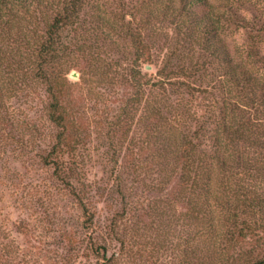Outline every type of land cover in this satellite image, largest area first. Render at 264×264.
I'll return each mask as SVG.
<instances>
[{
  "label": "rangeland",
  "instance_id": "obj_1",
  "mask_svg": "<svg viewBox=\"0 0 264 264\" xmlns=\"http://www.w3.org/2000/svg\"><path fill=\"white\" fill-rule=\"evenodd\" d=\"M108 1L109 12L127 24L136 2L125 0V7H119ZM210 1L216 10L231 15L224 33L230 58L217 60L203 45L192 47L187 36L176 40L167 27L169 39L147 41L151 61L141 66L147 79H158L166 55L178 48L186 72L194 66L199 70L183 77L180 95L172 96L182 109L166 113L182 138L181 160L164 156L167 143L153 139L156 121L145 109L138 112L134 103L129 81L136 53L132 39L120 40L126 52L101 51L112 71L107 83L99 81L83 55L67 57L68 75L59 88L66 111L61 126L50 120L45 86L25 83L21 68L10 74L4 64L0 264H188L187 242L196 250L201 242L199 226L187 215L199 211L204 197L191 190L192 179L180 182L177 175L192 148L196 165L201 164L200 152L212 151L223 116H234L229 125L239 129L240 122L239 130L247 137L237 148L244 160H239L232 182L247 197L257 198L256 203L264 201V0ZM73 36L65 31L60 49L75 50ZM0 52L4 57L9 53L5 38ZM230 61L243 63L256 84L241 83L237 92L232 90L226 73ZM165 128L170 130L166 126L163 132ZM56 162L73 169L70 186L58 177ZM171 169L169 182L166 171ZM243 210L236 213L241 220L247 216ZM227 246L237 263L245 264L264 256V232ZM191 264H199L197 257Z\"/></svg>",
  "mask_w": 264,
  "mask_h": 264
},
{
  "label": "trees",
  "instance_id": "obj_2",
  "mask_svg": "<svg viewBox=\"0 0 264 264\" xmlns=\"http://www.w3.org/2000/svg\"><path fill=\"white\" fill-rule=\"evenodd\" d=\"M128 1L136 3L131 6V20L126 24L109 12L111 2L108 0H0V41L5 38L9 50L5 57L0 52V73L4 64L10 74L21 68L25 83L44 85L50 100V120L61 126L66 111L59 88L68 75L67 57L73 53L83 55L88 66L100 76L99 81L107 83L111 80L112 71L110 63L102 57L105 52L101 51L124 49L126 52L128 47L121 46L120 40L132 39L136 53L129 81L135 89L134 103L138 112L145 109L146 116H152L156 121L153 139L154 142L167 143L162 150L164 156L171 155L181 160L184 157L180 147L182 138L166 113L182 109L179 102L172 101V96L180 95L185 85L183 77L190 73L194 75L199 70L194 66L192 71L186 72L182 66V53L176 48L166 55L157 73L158 79H147L141 70L143 63L151 61L147 41L156 43L161 38L169 39V34L164 31L168 27L173 30L176 40L187 36L192 47L203 45L204 51L217 60L224 55L230 58L224 33L225 26L231 23V15L216 10L210 0ZM112 2L119 7L126 5L125 0ZM65 31L74 34L75 50L69 46L60 49ZM230 63L232 67L226 73L232 90L237 92L241 83L251 87L256 84L243 63ZM229 118H221L213 136L212 151L200 152L201 164H195L194 147L187 165L182 164L181 174L177 175L180 182L192 179L191 190L204 197L199 211L187 215L189 221L199 226L197 237L201 242L197 250L192 242H187L185 254L188 264L196 257L199 264H238L227 244L256 235L258 231L264 232V201L256 203L257 198L247 197L242 187L234 186L232 182L235 170L241 166L239 160L243 159L237 148L247 137L239 130L240 122L239 129H234L229 123L236 119L234 116ZM166 126L170 130L165 128L163 132ZM159 158L163 155L160 154ZM55 167L58 177L70 186L68 176L73 169L61 162H56ZM166 172L170 182L174 169ZM179 192H183L182 185ZM241 208L247 215L243 220L236 214ZM245 264H264V256H257Z\"/></svg>",
  "mask_w": 264,
  "mask_h": 264
}]
</instances>
